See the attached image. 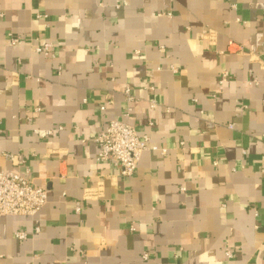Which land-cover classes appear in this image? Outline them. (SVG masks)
<instances>
[{"label": "crops", "instance_id": "1", "mask_svg": "<svg viewBox=\"0 0 264 264\" xmlns=\"http://www.w3.org/2000/svg\"><path fill=\"white\" fill-rule=\"evenodd\" d=\"M111 119L167 153L122 176ZM0 170L48 194L0 264H264V0H0Z\"/></svg>", "mask_w": 264, "mask_h": 264}, {"label": "built area", "instance_id": "2", "mask_svg": "<svg viewBox=\"0 0 264 264\" xmlns=\"http://www.w3.org/2000/svg\"><path fill=\"white\" fill-rule=\"evenodd\" d=\"M18 42V38H11L10 43L12 45ZM230 43L232 45L233 41H230ZM53 48V42H45L40 44L36 50L48 54L52 53ZM226 79L224 77L221 80V85ZM125 94L128 103L131 102L134 97L129 87L125 89ZM157 106L156 102L151 103V107ZM104 108L105 106H102V109ZM131 110V107L127 108L125 112L127 118H130ZM149 124L153 126L154 122L150 120ZM58 129L60 130L62 127H58ZM35 132L39 133L40 131L36 129ZM53 132V130H47L46 134L51 135ZM95 140L99 146L97 160L100 162L111 161L120 168V173L124 177L135 174L138 163L145 151L152 150L162 154L167 153L166 148L151 144L150 137L147 134L141 135L127 119H111L105 129L99 132ZM9 156L14 157V155ZM47 201L48 194L45 187L32 184L18 172L0 170V215H35L45 206ZM77 210H80V207H77ZM27 236V231L20 230L16 232V237L19 239H26ZM227 254L231 256L230 251ZM149 257V252L143 253L144 259H149Z\"/></svg>", "mask_w": 264, "mask_h": 264}]
</instances>
